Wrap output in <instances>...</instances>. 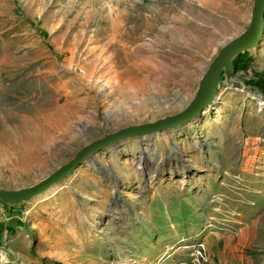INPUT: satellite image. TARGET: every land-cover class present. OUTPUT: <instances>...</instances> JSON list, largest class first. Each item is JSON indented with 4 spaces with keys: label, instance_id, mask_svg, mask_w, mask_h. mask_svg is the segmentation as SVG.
Returning a JSON list of instances; mask_svg holds the SVG:
<instances>
[{
    "label": "rangeland",
    "instance_id": "1",
    "mask_svg": "<svg viewBox=\"0 0 264 264\" xmlns=\"http://www.w3.org/2000/svg\"><path fill=\"white\" fill-rule=\"evenodd\" d=\"M255 1L0 0V189L188 110ZM241 54L236 71L221 60L203 112L107 142L37 196L0 198V264H177L195 238L216 264H264V25Z\"/></svg>",
    "mask_w": 264,
    "mask_h": 264
},
{
    "label": "water",
    "instance_id": "2",
    "mask_svg": "<svg viewBox=\"0 0 264 264\" xmlns=\"http://www.w3.org/2000/svg\"><path fill=\"white\" fill-rule=\"evenodd\" d=\"M264 18V0H256L253 12V24L252 26L246 30L244 33L239 35L238 37L229 40L219 49L217 54L213 57L212 61L210 62L208 69L206 70V74L203 77V88L198 95L195 102L192 106L186 110L185 112L177 115L170 120L162 124L157 125H143V126H136L132 128H127L125 130H121L119 134H114L107 136L103 139L97 140L92 144L82 148L79 152L75 155L73 159H71L68 163L62 165L59 169L51 173L47 176L43 181L39 184H36L31 187L22 188L18 190H2L0 189V198L5 200H15L22 199L32 195H39L40 193L44 192L47 188L51 185L56 183L60 178H62L68 171H70L73 167H75L80 162L88 159L92 153H94L97 149L104 147L107 142H110L117 137H121L133 132H139L144 129L148 128H157L159 126H168L173 125L182 121L187 120L191 115L195 113H199L202 106L206 102H211L215 97V91L217 87V77L222 69L220 67V59L223 57L224 54H229V64H230V72H231V62L232 57L245 49H250L247 46H250L254 43H257L260 39L261 35V25ZM253 37V38H252Z\"/></svg>",
    "mask_w": 264,
    "mask_h": 264
},
{
    "label": "built area",
    "instance_id": "3",
    "mask_svg": "<svg viewBox=\"0 0 264 264\" xmlns=\"http://www.w3.org/2000/svg\"><path fill=\"white\" fill-rule=\"evenodd\" d=\"M0 215L2 218H7L6 212L0 206ZM181 247V246H180ZM188 250L187 260L178 261L177 264H206L208 262V254L204 241L200 238H195L189 245L185 246ZM173 249V247H169ZM179 248V247H177Z\"/></svg>",
    "mask_w": 264,
    "mask_h": 264
},
{
    "label": "trees",
    "instance_id": "4",
    "mask_svg": "<svg viewBox=\"0 0 264 264\" xmlns=\"http://www.w3.org/2000/svg\"><path fill=\"white\" fill-rule=\"evenodd\" d=\"M233 66H234V70H238L240 69V67L242 66H246L247 65V61L243 59L242 54L241 55H237L233 60H232ZM257 80H253L252 84L259 90L264 91V73H259L257 75Z\"/></svg>",
    "mask_w": 264,
    "mask_h": 264
},
{
    "label": "crops",
    "instance_id": "5",
    "mask_svg": "<svg viewBox=\"0 0 264 264\" xmlns=\"http://www.w3.org/2000/svg\"><path fill=\"white\" fill-rule=\"evenodd\" d=\"M5 219H7V218H5ZM175 251H177V250H175ZM208 252H209V258H208V262L206 264H216L214 258L215 257L217 258V256H216L217 254L215 252H213L211 244H208Z\"/></svg>",
    "mask_w": 264,
    "mask_h": 264
},
{
    "label": "bare ground",
    "instance_id": "6",
    "mask_svg": "<svg viewBox=\"0 0 264 264\" xmlns=\"http://www.w3.org/2000/svg\"><path fill=\"white\" fill-rule=\"evenodd\" d=\"M263 20H264V18H263ZM263 25H264V24H263V22H262V25H261V34H262V32H263ZM260 36H261V35H260ZM252 38H253V37H252ZM255 44H256V43L253 42L252 45L247 46V47H248V48L253 47ZM222 46H223V45H222ZM222 46H221V47H222ZM218 51H219V50H218ZM229 53H230V51H229L228 53L224 54L223 57L228 56ZM223 57L220 59V66L222 65L221 60L223 59ZM214 100H215V97L213 98L212 101H214ZM212 101H211V102H212ZM211 102H206V103L202 106L200 112H203L204 107H205L207 104L211 103ZM188 119H190V117H189ZM50 187H51V186H50ZM50 187H49V188H50ZM47 189H48V188H47ZM47 189H46V190H47ZM46 190H45V191H46Z\"/></svg>",
    "mask_w": 264,
    "mask_h": 264
}]
</instances>
